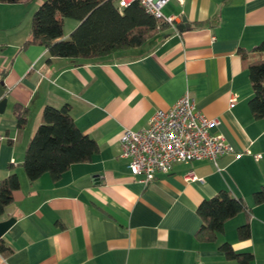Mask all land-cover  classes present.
I'll use <instances>...</instances> for the list:
<instances>
[{
	"label": "crops",
	"instance_id": "obj_1",
	"mask_svg": "<svg viewBox=\"0 0 264 264\" xmlns=\"http://www.w3.org/2000/svg\"><path fill=\"white\" fill-rule=\"evenodd\" d=\"M42 0L0 3V76L6 107L0 114V180L15 173L14 225L0 239L11 251L0 264H237L219 247L249 252L264 264V204L253 193L264 186V118L254 119L247 61L264 41V0H183L168 3L174 26L158 31L144 47L92 61L49 58L46 48L21 49ZM186 19L187 27H176ZM78 22L63 19L62 39ZM246 57L245 61L243 57ZM207 118L211 130L242 156L176 163L142 184L120 156L124 129L148 127L184 94ZM29 110L18 130L14 106ZM70 106L81 133L98 152L74 164L57 181L43 174L29 181L21 166L25 148L46 106ZM259 156L256 160L255 157ZM9 167H12L10 170ZM192 172L199 181H186ZM226 191L246 205L212 242L196 238L197 207ZM9 217L0 216V222ZM250 227L239 241L237 228Z\"/></svg>",
	"mask_w": 264,
	"mask_h": 264
},
{
	"label": "trees",
	"instance_id": "obj_2",
	"mask_svg": "<svg viewBox=\"0 0 264 264\" xmlns=\"http://www.w3.org/2000/svg\"><path fill=\"white\" fill-rule=\"evenodd\" d=\"M35 0H0L4 4L30 3ZM78 22L68 39H62L63 19ZM168 24L147 13L139 2L120 7L117 0H43L30 20L29 38L21 49L32 45L46 48L49 58H67L76 62L92 61L117 52L144 47L158 31ZM258 58L247 61L252 97L248 102L254 119L264 118V41L256 48ZM244 60L247 58L244 56ZM6 70L0 73L5 76ZM2 82V81H1ZM29 110L16 104L14 117L18 130L25 128ZM98 152L96 142L76 127L70 106L59 108L46 106L41 113L39 125L29 140L23 156L22 168L29 181L48 174L57 181L72 165L90 162ZM10 170L12 167H9ZM15 173L0 180V216L13 203V192L19 189ZM256 205L264 204V186L253 193ZM246 205L221 191L205 199L198 207L201 225L196 238L212 242L224 231L225 223L244 212ZM239 241L250 238L246 222L237 228ZM219 250L226 260L237 264H251L249 252L236 253L230 244L223 243ZM11 251L0 240V253Z\"/></svg>",
	"mask_w": 264,
	"mask_h": 264
},
{
	"label": "built area",
	"instance_id": "obj_3",
	"mask_svg": "<svg viewBox=\"0 0 264 264\" xmlns=\"http://www.w3.org/2000/svg\"><path fill=\"white\" fill-rule=\"evenodd\" d=\"M172 1L183 4V0H117L120 7L139 2L147 13L174 26L175 17L162 12ZM217 124V120L204 116L186 93L168 110H157L147 128L124 129L120 136V156L127 160L130 174L142 184L153 181L158 174L168 173L176 163L209 161L216 165L226 155L241 157L242 153L236 152L223 136L211 132ZM4 140L0 134V142ZM186 181L202 182L192 172Z\"/></svg>",
	"mask_w": 264,
	"mask_h": 264
},
{
	"label": "water",
	"instance_id": "obj_4",
	"mask_svg": "<svg viewBox=\"0 0 264 264\" xmlns=\"http://www.w3.org/2000/svg\"><path fill=\"white\" fill-rule=\"evenodd\" d=\"M186 19H182V23L176 27L178 31H182L185 27H187ZM6 92L3 88L2 82H0V114L3 113L6 107L7 98ZM13 206L9 205L4 209V213L9 218L5 221L0 222V239L7 233V231L14 225L15 218L11 217Z\"/></svg>",
	"mask_w": 264,
	"mask_h": 264
},
{
	"label": "rangeland",
	"instance_id": "obj_5",
	"mask_svg": "<svg viewBox=\"0 0 264 264\" xmlns=\"http://www.w3.org/2000/svg\"><path fill=\"white\" fill-rule=\"evenodd\" d=\"M42 1H43V0H42ZM33 2H34V1H33ZM171 4H172V2H171ZM162 12H163V14L165 15V13H164V12H165V10H164V9H163V11H162ZM165 16H167V15H165Z\"/></svg>",
	"mask_w": 264,
	"mask_h": 264
}]
</instances>
